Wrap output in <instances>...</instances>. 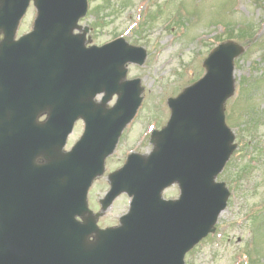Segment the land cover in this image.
I'll return each mask as SVG.
<instances>
[{
	"label": "water",
	"instance_id": "obj_1",
	"mask_svg": "<svg viewBox=\"0 0 264 264\" xmlns=\"http://www.w3.org/2000/svg\"><path fill=\"white\" fill-rule=\"evenodd\" d=\"M29 1L0 0V264H184L229 196L214 179L235 148L223 105L243 48L219 44L204 60L205 75L169 99L172 114L154 131L152 153L129 155L109 176L103 208L126 191L129 212L120 227L98 230L86 193L141 101L139 80L122 81L124 64H141L146 53L123 38L85 48L73 30L87 0H34L33 30L14 40ZM42 113L47 119L37 122ZM78 118L84 133L64 152ZM174 182L179 198L163 199Z\"/></svg>",
	"mask_w": 264,
	"mask_h": 264
},
{
	"label": "rangeland",
	"instance_id": "obj_2",
	"mask_svg": "<svg viewBox=\"0 0 264 264\" xmlns=\"http://www.w3.org/2000/svg\"><path fill=\"white\" fill-rule=\"evenodd\" d=\"M102 1L108 6L102 21L99 20L102 25L91 30L92 43L124 37L133 45L143 46L148 53L143 65H129L128 77L140 78L143 98L114 153L106 159L104 175L120 167L130 152L151 150V123H159L166 113L162 125L169 115L166 97L176 95L204 73V58L219 39L227 37V29L244 22L254 25L255 42L247 45L238 41L245 51L235 59V92L225 103L226 122L234 132L237 149L217 180L225 182L230 195L219 215L216 232L186 254L185 264H248L249 257L244 255L248 249L256 264H264V121L261 123L264 119V0H91L86 16L80 20L82 26L92 28L96 20L92 9ZM181 1L193 12L184 18L185 31L172 24ZM149 11L158 12L155 21L146 31L136 34L137 24ZM35 15L36 9L30 4L20 22V33L31 27ZM257 119L259 122L254 124ZM82 130L83 123L79 121L66 149ZM106 179V176L96 178L90 187V208L96 207L107 189ZM178 193L177 185H172L163 196L175 198ZM129 200L127 196L115 200L100 219L101 225L117 223ZM98 209L97 204L95 211Z\"/></svg>",
	"mask_w": 264,
	"mask_h": 264
},
{
	"label": "trees",
	"instance_id": "obj_3",
	"mask_svg": "<svg viewBox=\"0 0 264 264\" xmlns=\"http://www.w3.org/2000/svg\"><path fill=\"white\" fill-rule=\"evenodd\" d=\"M107 6H108V4L103 3V4L98 5L97 7H95L94 11H95L96 14H99V13L103 12L105 9H107ZM239 31L240 32H236V34H231V35H234V37H236L238 39H242V37L244 36L243 32H242L241 29H239ZM229 37H232V36H229Z\"/></svg>",
	"mask_w": 264,
	"mask_h": 264
},
{
	"label": "flooded vegetation",
	"instance_id": "obj_4",
	"mask_svg": "<svg viewBox=\"0 0 264 264\" xmlns=\"http://www.w3.org/2000/svg\"><path fill=\"white\" fill-rule=\"evenodd\" d=\"M1 37V36H0Z\"/></svg>",
	"mask_w": 264,
	"mask_h": 264
}]
</instances>
